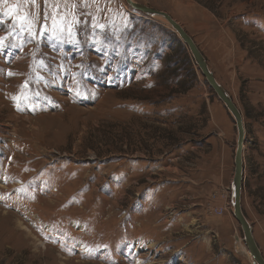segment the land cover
Listing matches in <instances>:
<instances>
[{
  "label": "rangeland",
  "instance_id": "obj_1",
  "mask_svg": "<svg viewBox=\"0 0 264 264\" xmlns=\"http://www.w3.org/2000/svg\"><path fill=\"white\" fill-rule=\"evenodd\" d=\"M125 1L0 0V264H254L235 122ZM135 1L178 20L239 105L264 254V0Z\"/></svg>",
  "mask_w": 264,
  "mask_h": 264
},
{
  "label": "water",
  "instance_id": "obj_2",
  "mask_svg": "<svg viewBox=\"0 0 264 264\" xmlns=\"http://www.w3.org/2000/svg\"><path fill=\"white\" fill-rule=\"evenodd\" d=\"M126 1L132 7V9H135L141 13H144L145 15H148L165 23L179 36V38L187 45L190 54L200 68L202 74L232 116L236 126V150L234 157L235 168L233 179L231 182L233 213L241 225L244 240L253 257V263L264 264V254L256 240L254 239V228L252 226V223L244 214L241 203V195L243 191V176L245 174L244 151L247 131L244 115L239 105L234 101L233 97L224 87V85L217 79L212 67L207 60V57L205 56L193 36L178 20H176L169 12L165 10L156 9L148 5L139 3L135 0Z\"/></svg>",
  "mask_w": 264,
  "mask_h": 264
},
{
  "label": "bare ground",
  "instance_id": "obj_3",
  "mask_svg": "<svg viewBox=\"0 0 264 264\" xmlns=\"http://www.w3.org/2000/svg\"><path fill=\"white\" fill-rule=\"evenodd\" d=\"M125 2H127V1H125ZM127 4V3H126ZM136 11V10H135ZM138 12V11H137ZM142 14V13H141ZM235 163V162H234ZM233 179V178H232ZM243 180H244V176H243ZM242 194H243V191H242ZM241 197H242V195H241ZM241 203H242V199H241ZM243 209V208H242ZM244 212V211H243ZM234 214V213H233ZM245 214V213H244ZM234 217L236 218V216L234 215ZM237 219V218H236ZM237 221H238V219H237ZM253 226V225H252ZM254 239H255V237H254ZM261 249V248H260ZM249 250V249H248ZM250 252V251H249ZM251 254V253H250ZM251 257H252V254H251ZM252 260H253V257H252Z\"/></svg>",
  "mask_w": 264,
  "mask_h": 264
},
{
  "label": "trees",
  "instance_id": "obj_4",
  "mask_svg": "<svg viewBox=\"0 0 264 264\" xmlns=\"http://www.w3.org/2000/svg\"><path fill=\"white\" fill-rule=\"evenodd\" d=\"M171 31H173V30H171ZM179 37V36H178ZM218 100H219V102H222L219 98H218Z\"/></svg>",
  "mask_w": 264,
  "mask_h": 264
},
{
  "label": "snow or ice",
  "instance_id": "obj_5",
  "mask_svg": "<svg viewBox=\"0 0 264 264\" xmlns=\"http://www.w3.org/2000/svg\"><path fill=\"white\" fill-rule=\"evenodd\" d=\"M100 27H103V25H100Z\"/></svg>",
  "mask_w": 264,
  "mask_h": 264
}]
</instances>
